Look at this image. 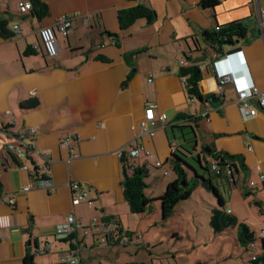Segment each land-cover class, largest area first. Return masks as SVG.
<instances>
[{
	"label": "crops",
	"instance_id": "1",
	"mask_svg": "<svg viewBox=\"0 0 264 264\" xmlns=\"http://www.w3.org/2000/svg\"><path fill=\"white\" fill-rule=\"evenodd\" d=\"M21 1L29 0H0L1 16L15 34L9 40L0 35V183L3 194L16 199L15 206L0 204V264H27L29 247L41 241L49 242L52 249L35 255V263L46 264L36 261V256L50 257V264L60 263L72 248L58 240L56 232L69 215L81 225L74 244L81 264H106L108 254L133 244L140 233L138 225L133 227L139 215L130 212L124 197L125 159L119 151L137 146L140 154L130 161L132 165L146 167L148 173L151 165L165 171L170 179L156 184L146 181V195L160 198L176 178L163 167L168 165L172 147L182 143L173 126L184 125L177 121L183 113L202 119L197 129L199 149L209 147L242 159L244 167L236 162L238 185L246 181V193H254L264 211V186L254 190L249 185L264 174V111L245 120L237 102L241 90L254 86L264 91V35L258 20L264 0H220L214 10H203L202 0H137L152 8L157 18L152 24L138 20L126 30L120 28L118 15L135 2L41 0L48 14L39 19L31 12H19ZM64 17L72 24L68 36L57 30ZM238 20L250 29L237 44L242 53L226 55L214 66L200 64L201 91L216 95L219 102L192 103L179 76L185 55L194 48L192 37ZM15 25L20 33H15ZM45 27L56 29L59 53L54 58L47 57L42 45L39 32ZM29 48L31 55L26 54ZM219 73L233 76L222 93H217ZM31 99L40 106L22 110L21 103ZM148 105L155 107V121L149 124L152 137L139 130ZM162 114L168 117L165 123L160 120ZM29 129L38 133L37 149L51 157L53 191L22 192L32 177L20 164L30 165L31 160L16 163L7 153L9 139L2 131L21 134ZM159 162L161 168L156 167ZM73 181L89 192L91 204H72L68 184ZM106 229L108 240L103 245L100 239Z\"/></svg>",
	"mask_w": 264,
	"mask_h": 264
},
{
	"label": "trees",
	"instance_id": "2",
	"mask_svg": "<svg viewBox=\"0 0 264 264\" xmlns=\"http://www.w3.org/2000/svg\"><path fill=\"white\" fill-rule=\"evenodd\" d=\"M32 5V11L36 17L42 19L48 14V6L41 0H29ZM136 4L128 9L121 10L118 15L120 28L126 30L135 24L138 20L145 19L148 24L155 22L156 12L142 4L137 0H127ZM220 4V0H202L199 6L203 10H214ZM250 32L249 27L244 21H234L226 25H219L213 29H204L197 36L192 37L194 48L190 53L185 55V65H181L179 76L183 80L185 90L189 100L197 101L201 104L210 102L211 99L217 98L216 95H204L201 91L200 84L204 79L203 70L200 64H211L214 66L220 59L226 56L227 52L237 47V40L245 39ZM0 35L4 39H12L15 34L9 29V21L4 20L0 13ZM110 35V34H109ZM116 36V35H113ZM27 55L33 54V50L29 48ZM22 110H35L40 106L37 99H31L21 103ZM177 121H181L184 125H175L173 129L179 130L181 144L176 145L175 150L171 153L168 164L171 165L175 180L171 182L162 196L158 199H151L146 195V178L148 170L146 167L135 168L132 170L126 160H122L123 164V193L125 200L129 205L130 212L135 215H143L152 210L153 204L157 200L161 202L162 218L168 220L175 212V208L180 203L191 198L193 189L200 183L205 185L217 197L219 207L214 208L211 212L210 226L217 235L225 233L230 228H237L236 241L239 245L248 250H256V234L245 223H240L236 216L229 213L230 209L226 208L227 201L221 194L219 187L214 185L213 177L207 178L206 175L199 173V169L203 172L213 173L219 178H224L228 183L238 185L235 175L240 173L239 167H244L240 157L231 156L227 153L213 150L209 147L199 149L197 129L202 119L198 116H188L180 114ZM12 159L18 163L16 157ZM31 164L36 165L35 159L31 158ZM206 161V166L204 165ZM216 162L217 170L212 167V162ZM237 162V163H236ZM208 164V165H207ZM37 174L38 167H36ZM188 171H192L194 176L191 178ZM234 172V179L231 181L230 173ZM3 194L2 185L0 183V195ZM249 195V194H245ZM264 211H262L263 213ZM34 247V246H33ZM33 247H29L26 256L27 264H36ZM73 249V248H72ZM255 257V260L251 258ZM252 264H264V242L262 241V251L253 254L250 257Z\"/></svg>",
	"mask_w": 264,
	"mask_h": 264
},
{
	"label": "rangeland",
	"instance_id": "3",
	"mask_svg": "<svg viewBox=\"0 0 264 264\" xmlns=\"http://www.w3.org/2000/svg\"><path fill=\"white\" fill-rule=\"evenodd\" d=\"M203 162L206 166V161ZM165 166L164 170L173 178L171 165ZM148 169L150 178H146L147 182L156 184L160 179H170L165 175V171H157L153 165ZM198 171L207 178L213 177L214 185L219 187L227 201L226 208L235 210L236 215H233L239 222L247 224L255 232L256 250L247 251V248L237 243V228H230L221 235L213 232L210 218L212 210L219 207L218 199L211 190L200 183L193 189L191 198L177 205L173 216L168 220L162 218L159 200L153 204L150 212L135 216L137 222L133 227L138 225L140 233L135 235L134 243H128V247L122 248L118 253L108 254L106 264H252L251 255L262 251V241L258 239L259 231L264 229L261 203L254 193L245 195L246 181L236 186L213 173L203 172L202 169ZM188 172L192 178L194 173ZM150 190L152 191V188ZM155 192L159 196V190ZM155 206H158L157 212ZM137 239H141L138 241L139 244ZM150 243L156 246L150 245L149 248ZM36 261L40 263L43 261L46 264L51 262L50 257L39 256H36Z\"/></svg>",
	"mask_w": 264,
	"mask_h": 264
},
{
	"label": "built area",
	"instance_id": "4",
	"mask_svg": "<svg viewBox=\"0 0 264 264\" xmlns=\"http://www.w3.org/2000/svg\"><path fill=\"white\" fill-rule=\"evenodd\" d=\"M19 12L21 13H29L32 11L31 3L21 1L17 5ZM258 20L260 24L261 31L264 35V8H259L258 10ZM71 21L69 18L64 17L60 20L57 30L63 35L68 36L71 30ZM15 33H20V27L18 25L14 26ZM40 38L42 41L43 48L46 52L47 57L54 58L59 53V47L57 43V35L56 29L53 27H45L42 28L39 32ZM181 65H185L183 61ZM233 80L232 75H226L219 73L218 75V88L217 93L223 92V87ZM192 103L194 100H190ZM239 110L241 116L245 120L252 119L260 113V111H264V91H261L257 87H251L249 89H244L239 91L238 99H237ZM153 105H148L145 113L144 120L139 124V130L142 133L149 134L151 137L154 136V131L149 127L150 123L155 121V111ZM207 116V114H203L202 117ZM162 122H166L168 117L166 114H162L160 117ZM2 133L9 139V142L6 146V150L13 157H16L18 161L29 160L31 158L39 159L41 162H36V167H38L39 175L36 176L37 170L34 165L30 164H20V168L29 171L32 177V183L23 187L22 192L28 193L32 189H42L46 191H53L55 189V182L52 179L50 173V165L52 163L51 157L47 152H41L37 149L35 145V139L37 138V131L35 129H29L21 134H14L8 130H3ZM175 150V147H172ZM140 154V149L137 146H129L127 149H123L119 151V157L121 159H125L132 170L136 167L130 163L131 160L138 158ZM157 168H161L162 164L159 162L156 165ZM212 167L214 170H217L216 162H212ZM234 175V172L231 171L230 179ZM249 185L252 189L258 190L260 187L264 186V174L259 175V179L256 181H250ZM68 187L71 191L72 195V204L74 206L88 203L91 204V197L89 192L82 186L79 182H70ZM7 203L10 206H15L16 199L15 197H6L4 194L0 195V204ZM231 212L230 210L228 211ZM2 220L0 218V226L2 225ZM92 226L96 227V220L92 221ZM81 227L79 221L76 219L74 215H69L65 222L57 227L56 238L60 241H66L71 244V251L66 258H63L62 261L58 264H81V259L77 254V250L74 249V244L78 243L77 238L75 237L78 228ZM105 227V225H104ZM113 229H111L112 231ZM107 229L105 236H102L100 239V243L106 245L108 236ZM258 239L264 242V229L259 231ZM33 248H35L36 255H46L52 249V245L47 241H41L36 244ZM255 260V257L251 258Z\"/></svg>",
	"mask_w": 264,
	"mask_h": 264
},
{
	"label": "water",
	"instance_id": "5",
	"mask_svg": "<svg viewBox=\"0 0 264 264\" xmlns=\"http://www.w3.org/2000/svg\"><path fill=\"white\" fill-rule=\"evenodd\" d=\"M239 42H240V40H238L237 41V44H239ZM242 48L241 47H238V48H235V49H232V50H230L229 52H227V56L228 57H231V56H234V55H237V54H240V53H242ZM202 93H203V91H202ZM211 102H213V103H218L219 102V100L217 99V98H215V99H211ZM233 179H234V177L232 176L231 177V181H233ZM203 186H205V185H203ZM206 187V186H205Z\"/></svg>",
	"mask_w": 264,
	"mask_h": 264
},
{
	"label": "bare ground",
	"instance_id": "6",
	"mask_svg": "<svg viewBox=\"0 0 264 264\" xmlns=\"http://www.w3.org/2000/svg\"><path fill=\"white\" fill-rule=\"evenodd\" d=\"M13 133V132H12ZM8 153V152H7ZM11 157H13L10 153H8Z\"/></svg>",
	"mask_w": 264,
	"mask_h": 264
}]
</instances>
